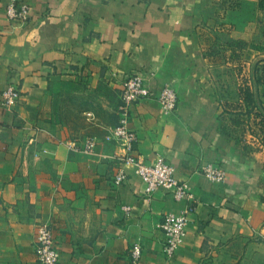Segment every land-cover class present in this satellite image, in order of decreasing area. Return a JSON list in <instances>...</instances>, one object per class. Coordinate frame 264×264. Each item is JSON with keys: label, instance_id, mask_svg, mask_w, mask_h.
Wrapping results in <instances>:
<instances>
[{"label": "crops", "instance_id": "crops-1", "mask_svg": "<svg viewBox=\"0 0 264 264\" xmlns=\"http://www.w3.org/2000/svg\"><path fill=\"white\" fill-rule=\"evenodd\" d=\"M23 1L31 12L20 26L6 19L0 0V264H37L40 223L50 226L58 264H130L135 242L141 264H264V145L251 114L264 116V78L256 81L264 65L260 0L224 8L222 0ZM232 50L239 59L228 61ZM133 74L150 92L131 106L136 154L146 163L167 160L197 201L171 260L158 225L182 205L162 188L146 194L122 163L109 139L117 117L105 125L89 110V132L66 126L72 86L81 82L74 95L100 104L104 96L94 89L107 88L116 112ZM244 79L253 104L225 110L223 101L240 100ZM8 85L21 96L9 108L1 105ZM164 87L178 98L168 115L156 99ZM87 139L95 141L90 152L69 150ZM207 163L224 171V182L199 173ZM119 170L127 178L113 188Z\"/></svg>", "mask_w": 264, "mask_h": 264}, {"label": "built area", "instance_id": "built-area-1", "mask_svg": "<svg viewBox=\"0 0 264 264\" xmlns=\"http://www.w3.org/2000/svg\"><path fill=\"white\" fill-rule=\"evenodd\" d=\"M219 3L223 8L232 7L235 6L236 0H222ZM30 12L29 3L23 0H6L5 17L8 21L22 26L29 20ZM149 95L147 85L140 75L133 74L125 78L116 106L117 124L111 129L109 139L115 141L121 148L120 160L141 180L146 194L162 188L175 202L182 205L178 212L166 213L158 225L164 234L162 252L167 260H171L187 235V226L190 216L196 210L197 201L187 184L177 178L173 166L167 160L157 157L146 163L136 154L134 148L137 142L136 134L129 127L131 106ZM20 97V92L8 85L1 92V105L7 108L12 107ZM156 99L164 115L171 114L177 108V94L169 87H164ZM94 144L93 139H87L81 144H70L69 150L88 153ZM199 173L212 182L225 180L224 171L215 163L202 165ZM126 178V173L119 170L110 178V185L113 188H119L124 185ZM122 209L127 210L126 207ZM34 247L37 264H58L60 254L48 224L40 223L36 226ZM142 254V245L138 242L133 243L129 249L130 264H141Z\"/></svg>", "mask_w": 264, "mask_h": 264}, {"label": "rangeland", "instance_id": "rangeland-1", "mask_svg": "<svg viewBox=\"0 0 264 264\" xmlns=\"http://www.w3.org/2000/svg\"><path fill=\"white\" fill-rule=\"evenodd\" d=\"M81 89H84V86L80 82L77 83L75 87L72 86L71 90H67L72 91V95L68 100L71 106V122L66 126H69V129H71L72 132L76 133V135H78L82 129H84V133L89 132V129H85L88 124L86 118H92V114H88L87 112L89 110L93 112V115L98 118L101 124L103 123L110 126L113 125L116 122L117 117L114 109V99L116 97L115 94L105 87L95 88L94 90L100 91L104 96L103 103L100 104L94 99V97H90L91 95H88L89 97L87 98L79 97V95H74L76 91H79ZM91 89L92 88H89L88 90ZM95 103L97 104V106H95Z\"/></svg>", "mask_w": 264, "mask_h": 264}, {"label": "trees", "instance_id": "trees-1", "mask_svg": "<svg viewBox=\"0 0 264 264\" xmlns=\"http://www.w3.org/2000/svg\"><path fill=\"white\" fill-rule=\"evenodd\" d=\"M260 7L264 9V0H260ZM208 55H211V50L207 52ZM239 59V52L237 50H232L231 54L229 56H226V60L232 61V60H238ZM237 72H240V68H236ZM256 75H257V82H260L264 78V65L259 66L256 68ZM238 96L239 101L237 102H231V101H223L222 106L225 110L229 112H235V113H242L244 111V106H251L253 104V95L251 92V88L248 84L247 79L242 80V82L238 85ZM251 114L253 115L252 125L257 128L259 133H256L258 136H260V139L262 141V144L264 145V116L252 109ZM236 123H240L236 121ZM220 128L222 129V124H220ZM254 133V131L252 130Z\"/></svg>", "mask_w": 264, "mask_h": 264}]
</instances>
